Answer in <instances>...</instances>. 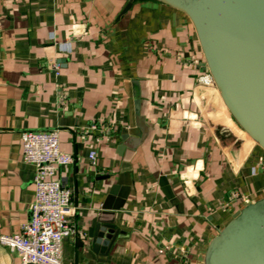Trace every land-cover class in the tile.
<instances>
[{
    "label": "crops",
    "instance_id": "crops-1",
    "mask_svg": "<svg viewBox=\"0 0 264 264\" xmlns=\"http://www.w3.org/2000/svg\"><path fill=\"white\" fill-rule=\"evenodd\" d=\"M200 62L187 17L155 0H0V234L34 199L21 133L58 130L78 230L62 264H205L233 214L264 198V151ZM233 192L248 203L229 206ZM102 212L119 231L105 256L86 238ZM0 264L20 263L0 245Z\"/></svg>",
    "mask_w": 264,
    "mask_h": 264
},
{
    "label": "water",
    "instance_id": "water-1",
    "mask_svg": "<svg viewBox=\"0 0 264 264\" xmlns=\"http://www.w3.org/2000/svg\"><path fill=\"white\" fill-rule=\"evenodd\" d=\"M155 1L187 17L200 72H208L233 121L264 151V0ZM109 215L95 217L86 234L102 256L119 235ZM205 264H264V198L233 214L210 242Z\"/></svg>",
    "mask_w": 264,
    "mask_h": 264
},
{
    "label": "built area",
    "instance_id": "built-area-1",
    "mask_svg": "<svg viewBox=\"0 0 264 264\" xmlns=\"http://www.w3.org/2000/svg\"><path fill=\"white\" fill-rule=\"evenodd\" d=\"M48 65L55 75H60L59 62L52 60ZM20 144L23 162L34 168V199L28 221L16 234H0V245L15 253L20 264H62V242L75 237L78 230L73 224L76 212L71 202L72 191L63 186L58 172L72 164L74 158L60 149L58 130L24 131ZM88 159L95 165L94 152ZM258 169L264 170V164ZM238 201L246 205L249 200L238 192L229 194V206Z\"/></svg>",
    "mask_w": 264,
    "mask_h": 264
}]
</instances>
